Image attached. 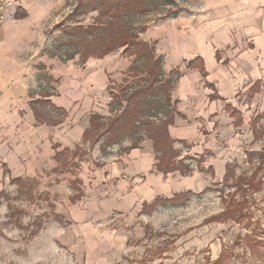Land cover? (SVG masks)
Returning a JSON list of instances; mask_svg holds the SVG:
<instances>
[{
	"label": "rangeland",
	"instance_id": "rangeland-1",
	"mask_svg": "<svg viewBox=\"0 0 264 264\" xmlns=\"http://www.w3.org/2000/svg\"><path fill=\"white\" fill-rule=\"evenodd\" d=\"M97 1L47 2L26 105L0 111V264H264V65L248 61L255 37L248 27L229 23L226 0H129L132 10L126 1ZM128 29H145L139 40L162 57L174 111L182 105L178 88L188 78L170 71L207 72L204 58L188 62L196 55H181L176 40L188 41L198 30L199 38L215 41L199 51L217 58L226 86L240 77L232 104L214 117V137L226 132V144L216 151L226 152L219 161L228 162L223 177L213 179V168L207 170L211 153L207 159L195 153L194 135L186 136V144L175 142L180 169L191 172L169 174L157 170L144 129L113 145L107 135L98 143L97 136H79L94 114L105 126L121 116L126 97L146 85L148 60L126 48L95 56ZM226 29L232 31L227 39ZM89 71L106 77L103 92L89 84ZM66 92L77 95L66 110L56 111L44 99L53 96L58 104ZM158 100L163 104V95ZM182 102L191 115V102ZM146 119L158 123L164 112L154 110ZM206 125L201 132L209 135ZM177 193L183 195L171 202Z\"/></svg>",
	"mask_w": 264,
	"mask_h": 264
},
{
	"label": "crops",
	"instance_id": "crops-1",
	"mask_svg": "<svg viewBox=\"0 0 264 264\" xmlns=\"http://www.w3.org/2000/svg\"><path fill=\"white\" fill-rule=\"evenodd\" d=\"M48 1L50 0H23L21 3H17L15 6L6 9L4 13V25L0 30V111L7 113L17 112L26 105L24 100L28 97V89L30 87V83L28 82L32 77L31 64H33L34 55H36L34 49L38 44L43 20L50 13L46 9L47 7H45L48 6ZM226 12L228 18L231 12L233 14V17L229 18V23H232L233 27H235L234 29L248 27L252 36L255 37V52L248 61L249 63H253L252 65L261 64L262 67V64L264 65V0H235L234 2L226 0ZM227 22L228 19H226V26H228ZM206 30L209 32L207 35L212 34L209 27H206ZM197 31V36H191V39L188 41L176 40L175 47L183 50L181 55L190 51L196 55V57L188 61L190 63L194 59L204 58L207 72L201 76L198 71L192 75L179 73L178 69V71H170V73L172 71L179 73L181 75L179 78H182V80L188 78L186 83L184 81L180 89L178 88L176 97L179 98L182 105V101L187 98L192 104L190 108L192 113L191 115L185 113L181 107L182 105L178 111L175 110V123L169 127V134L176 143L180 142L181 144L182 142L186 144L187 135H194L191 138L196 144L195 153L202 155L200 159L207 157H205L207 151L208 156L209 153L214 156L215 159L212 158V160L218 161V163L214 161V163L206 162L207 170L213 168V179H215L216 177H223L226 174L228 162H219L226 160V152L218 156L216 155V151L222 145L221 143L224 142L226 144V132L224 133V137L219 133H217L219 138L214 137L217 132V124L214 117L222 115L223 108L226 110V105L232 104L234 87L240 85L241 80L238 77L236 81L232 80L234 83L231 84L230 88L226 86V71L219 68L217 58L214 59L212 55L205 58V51H199L200 49L209 48L208 46H211L215 41L213 43L210 40L204 41V39L199 38ZM194 32L192 31L191 34H194ZM231 32V30L226 29V39L229 38ZM206 54L209 55L211 52L207 51ZM89 75V84L98 86L96 89L99 92H103L106 77L97 71H89ZM71 92L68 94L66 92L65 99L61 100V103L58 104L52 101L53 96L44 99L53 103V106L66 110L67 106L71 107L70 104L77 100L75 92L74 96L71 95ZM32 106L34 105L31 104L30 108ZM31 110L34 113V108ZM225 113L227 112L225 111ZM208 121H212V123ZM189 122L191 125L188 128L186 123ZM207 122L208 124L206 125ZM204 125H206V128H209V135L201 132ZM86 130L80 132L79 136L81 138H84ZM204 164L205 161L203 160L202 165ZM200 180L202 181V179ZM194 187H197L196 184H194ZM204 188L205 186L201 183V190Z\"/></svg>",
	"mask_w": 264,
	"mask_h": 264
},
{
	"label": "trees",
	"instance_id": "trees-1",
	"mask_svg": "<svg viewBox=\"0 0 264 264\" xmlns=\"http://www.w3.org/2000/svg\"><path fill=\"white\" fill-rule=\"evenodd\" d=\"M95 1L97 0H94V3H96ZM101 1L105 2L107 0ZM110 1H126L127 8L132 10L130 9L129 0ZM148 1L149 0H139L142 4H146ZM112 2L108 3V5ZM81 5L83 7L82 3ZM144 31L145 29H142L140 32L143 33ZM126 32L128 35L123 34L121 41H111L108 45L104 46L99 55L96 54L95 56L102 58L119 48H126V51L136 55L138 57L137 59L144 58L148 60L146 63L147 68L145 70L146 85L131 92L126 97L127 105L122 115L114 116L106 126L102 116L93 115L90 120V128L86 131L84 139L87 140L91 136H97L96 143H98L107 135L106 142H108L109 145H113L119 142L121 138H134L140 129H144L147 138L152 141L154 152L157 154L156 158L158 163L156 168L159 172L163 174H169L175 171L190 173L191 171L188 167L182 166V169H180V162H183V160H178L180 152L175 148V141L169 134V127L174 125L176 114L171 104L172 84L171 82L164 80L163 77L162 57L158 58L155 53L154 45L139 40L140 32L136 34L135 31L131 29H128ZM92 55L93 54H91V56ZM175 73L177 72L172 71L170 74L172 76ZM177 74V77L179 78L181 75L179 73ZM161 95H163V104L160 100L156 101ZM115 101L119 103L123 102L120 97H115ZM52 107L56 111H62V109L57 108L56 106L52 105ZM154 110L164 112V119L158 123L146 119V116L149 115L150 117ZM182 144L185 143L182 142ZM138 146L139 145L135 143L131 148L137 149ZM61 154L62 152L58 153L57 158H59ZM181 195H183V193L177 194L174 198L170 199L171 202ZM159 200L161 201L162 199H158L157 201Z\"/></svg>",
	"mask_w": 264,
	"mask_h": 264
},
{
	"label": "built area",
	"instance_id": "built-area-1",
	"mask_svg": "<svg viewBox=\"0 0 264 264\" xmlns=\"http://www.w3.org/2000/svg\"><path fill=\"white\" fill-rule=\"evenodd\" d=\"M23 0H0V30L3 28L6 9L21 3Z\"/></svg>",
	"mask_w": 264,
	"mask_h": 264
}]
</instances>
